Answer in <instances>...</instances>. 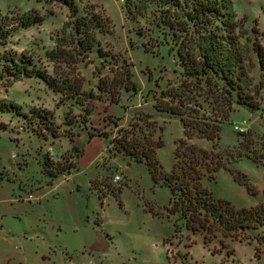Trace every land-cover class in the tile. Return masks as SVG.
<instances>
[{"label": "rangeland", "instance_id": "obj_1", "mask_svg": "<svg viewBox=\"0 0 264 264\" xmlns=\"http://www.w3.org/2000/svg\"><path fill=\"white\" fill-rule=\"evenodd\" d=\"M71 1L77 7V15L94 9L108 18L107 32L97 34L101 54L94 46L87 56L65 50L71 57L61 54L54 61L47 58L46 52L56 46L60 50L69 49L58 44L63 23L71 21L62 0H0L2 15L16 17L31 12L43 16L40 23L14 31L5 49L15 51L19 57L24 53L49 73L81 79L82 90L92 91L99 97L87 115L84 106L73 100L57 104V95L38 78H22L11 84L0 82L1 102L15 103L22 112L31 107L51 110L54 125L62 134L60 138L48 136L45 140L26 129L37 128L35 121L30 122L29 113L23 117L13 111H0V122L5 126L0 128V215L7 230L6 238H1L0 232V264H264V258L253 261L241 252L231 261V239H224V247L212 238H207L204 244L202 235L192 234L184 227L178 228L164 244V238L173 232L171 221L176 218L163 208L170 197L168 188L154 185L144 164L121 154L115 155L118 158L108 165L106 173L102 171L100 165L108 157H115L107 150L109 140L90 139L87 133L106 131L112 137L117 127L109 116L120 118L118 127H126L139 112L149 113L156 127L162 126L155 131L163 139L156 155L163 169L169 170L175 143L182 136V125L178 119H172L176 116L156 110L153 105L161 99V90L176 85L181 68L169 45H157L162 41L159 32L148 31L143 19L134 23L125 18L121 0ZM224 1L239 23L241 44L250 47L254 37L251 30L256 29L264 47V0ZM68 30L69 27L65 28L66 33ZM251 61L242 84L259 101V109L235 105L230 120L221 125L217 149L224 157L227 150L236 155L238 149L256 160L242 156L229 165L260 185L264 183V80L254 55ZM126 67L136 91L123 89ZM108 91L117 97L116 103L110 100ZM67 110L69 125L64 122ZM234 125L243 131L235 130ZM246 132L250 142L238 134ZM68 137L72 140L76 137L77 147L64 152L71 147ZM241 140L243 145L239 148ZM192 142L211 149L212 143L206 139L194 138ZM79 148L83 151L77 158ZM75 161V170L69 175L63 171L51 182L46 171L54 173ZM102 174L106 175L102 182L108 196L96 185L89 184L90 178ZM114 174L121 175L117 183L111 181ZM21 182L25 186L21 184L20 190ZM50 182L48 185L54 188L40 201L11 204V199L25 194L30 187ZM205 183L215 196L229 200L235 207L258 200L244 186L236 184L227 170H218L215 180ZM261 195L264 196V189ZM177 223L180 226L182 222ZM249 238L250 242L255 239L254 256L264 254V236L255 231ZM234 240L238 245L237 239Z\"/></svg>", "mask_w": 264, "mask_h": 264}, {"label": "trees", "instance_id": "obj_2", "mask_svg": "<svg viewBox=\"0 0 264 264\" xmlns=\"http://www.w3.org/2000/svg\"><path fill=\"white\" fill-rule=\"evenodd\" d=\"M62 3L69 10L71 21L63 23L58 44L69 49L60 50L56 46L46 52L47 58L54 61L61 54L71 57L65 50L87 56L94 46L101 54L97 34L107 32L108 18L94 9L77 15V7L71 0H62ZM121 5L125 18L134 23L143 19L148 31H157L162 36V41H158L157 45H169V50L176 55L181 68L178 82L161 90V99L155 101L153 107L176 116L182 125V136L175 143L173 162L168 171L163 169L156 155L157 149L163 145V139L160 134L155 135V131L162 129V126L156 127L149 113L139 112L126 127H118L117 120L120 118L109 116L117 127L116 134L110 137L106 131L95 134L88 132V137L107 138V150L111 155L121 154L137 164H144L152 183L168 188L170 197L163 208L168 215H175L176 218L171 221L173 232L164 238V244L180 227L192 234L202 235L204 244L207 238L217 239L222 247L227 238L249 241L251 231L264 228V202L235 207L229 200L215 196L205 181L215 180L216 172L224 169L234 182L245 187L248 194H256L248 176L229 165L242 156L253 162L256 160L238 149L235 150L236 155L234 151L227 150V157H224L217 144L221 125L229 120L235 105H244L250 110L259 109V101L246 92L242 84L251 66L252 55L257 59L261 79L264 80V47L258 40V31L251 30L254 37L250 47L241 44L239 23L233 19L224 0H121ZM42 20V15L31 12L16 17L0 13V82L11 84L22 78H38L57 95V104L73 100L84 106L83 111L88 115L94 107V100L99 97L92 91L82 90L81 79L49 73L24 53L19 57L15 51L5 49L14 31ZM67 27L69 30L66 33ZM123 75V89L136 91L129 68H124ZM97 88L101 89L100 86ZM108 92L110 100L116 103L117 97L113 92ZM0 111H13L23 117L29 113L30 122L35 121L37 128L26 129H31L45 140L48 136L55 139L62 135L58 126L54 125L51 110L31 107L27 112H22L15 103L0 101ZM68 113L67 110L64 122L69 125ZM0 128H5L1 122ZM238 134L250 142L247 132ZM194 138L210 141L211 149L192 142ZM68 139L72 142L70 137ZM238 144L241 148L243 140ZM71 149H75V146ZM45 165L48 166L46 161ZM74 167L75 164H71L54 173L46 172L50 178H54L63 171L69 173ZM178 221L182 222L180 226Z\"/></svg>", "mask_w": 264, "mask_h": 264}, {"label": "crops", "instance_id": "obj_3", "mask_svg": "<svg viewBox=\"0 0 264 264\" xmlns=\"http://www.w3.org/2000/svg\"><path fill=\"white\" fill-rule=\"evenodd\" d=\"M233 113V112H232ZM231 113V114H232ZM229 118H230V116H229ZM172 119H178V118H172ZM172 119H170V120H172ZM169 120V121H170ZM179 120V119H178ZM230 120V119H229ZM84 132H86V131H84ZM87 133V132H86ZM78 135H76V137H77ZM76 137L72 140V142H70L69 141V143L71 144V147L72 146H75V147H77L76 145H74V140L76 139ZM91 138H97L96 136L95 137H91ZM90 138V139H91ZM99 138V137H98ZM237 140V139H236ZM237 141H235V143H236ZM234 143V144H235ZM108 146H109V144H108ZM71 147L70 148H68V149H66L64 152H66L67 150H70L71 149ZM108 148V147H107ZM80 150H81V153L77 156V158L82 154V148H79ZM57 157H59V156H57ZM53 158L55 159L56 158V156L54 157L53 156ZM76 158V159H77ZM109 159L106 161L105 160V158H102V160H105L106 161V163L105 164H101L100 166L102 167V171H104L105 173L107 172V167H108V165L110 164V163H113L117 158H118V156H115V157H113V158H110V157H108ZM75 159V160H76ZM125 162V161H124ZM126 164V163H125ZM130 164V163H129ZM129 164H126V165H129ZM125 165V166H126ZM256 165V164H255ZM257 166V165H256ZM76 169V161H75V167L73 168V169H71L70 170V172L69 173H65L66 175H69L70 173H71V171L72 170H75ZM219 170H224V169H219ZM60 175H62V174H60ZM106 175L104 174V176H103V174L100 176V177H92V178H90L89 180V184H90V187H92V185H96V187L98 188V189H101V190H103V192H105L104 190L106 189L105 187H104V183L102 182L103 181V178L105 177ZM57 177V176H56ZM56 177H54V178H51V182L56 178ZM250 180V179H249ZM51 182L50 183H47L45 186H42V185H39V186H37V187H35V188H32V187H30V189L25 193V194H23V195H17L16 197H14L13 199H11L10 200V202H11V204L13 205V203L15 202L17 205L19 204H24V202H27V203H31V202H33V201H36V202H38V201H40L43 197H44V195L48 192V191H50V190H52L53 188H54V186H51V185H48V184H51ZM236 183V182H235ZM21 184H22V182L20 183V186H19V188H20V190L21 189H23L22 187H21ZM92 184V185H91ZM237 184V183H236ZM252 184L255 186V188H256V194L255 195H250V196H254V197H257L258 198V200H255V201H252V202H249V204L247 205V206H250V205H254V204H257V203H259V202H264V196L263 195H261L262 194V192H263V189H264V183H262V184H256L255 182H253L252 181ZM22 186H25V184H22ZM243 187V186H242ZM47 188V190H45ZM49 188V189H48ZM245 189V188H244ZM45 190V191H44ZM247 192V191H246ZM106 193V196H108V194H107V192H105ZM28 194H30L31 195V198L30 199H28L27 198V195ZM105 195V194H104ZM105 196V197H106ZM222 198V197H221ZM10 213H12V211L10 212ZM3 215H5V214H2V216ZM11 215V214H10ZM255 231H259L260 232V234L261 235H263L264 236V228H260V229H258V230H255ZM255 231H251V233H252V235L254 234V232ZM0 232H1V238H6V236H7V230L5 229V227H4V225H3V222H2V219H1V215H0ZM252 240H254V241H252V242H250V239H249V241L248 240H245V241H243V240H238L237 239V244L238 245H236L235 243H236V241L235 240H232L231 241V247L233 248V254H231L230 255V259H231V261H232V257H234V256H239V255H237L238 254V252H241V253H243L244 255H246L247 254V257H251L252 258V260L254 261V259H261V258H264V254H261L259 257L256 255V256H254V253H255V250H256V248L254 247V242H255V239L254 238H252ZM242 245V246H241ZM250 259V258H249Z\"/></svg>", "mask_w": 264, "mask_h": 264}, {"label": "built area", "instance_id": "obj_4", "mask_svg": "<svg viewBox=\"0 0 264 264\" xmlns=\"http://www.w3.org/2000/svg\"><path fill=\"white\" fill-rule=\"evenodd\" d=\"M233 128H234L235 130L240 131V132L243 131V129H242L241 127L237 126V125H234ZM120 179H121V175H120V174H114V175L112 176V178H111V181L117 183ZM27 198L30 199V198H31V195L28 194V195H27Z\"/></svg>", "mask_w": 264, "mask_h": 264}]
</instances>
